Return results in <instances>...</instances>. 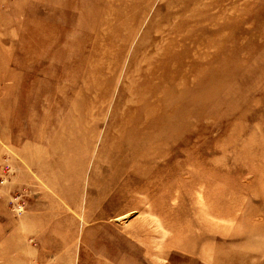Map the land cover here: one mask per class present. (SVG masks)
Masks as SVG:
<instances>
[{
  "label": "rangeland",
  "instance_id": "rangeland-1",
  "mask_svg": "<svg viewBox=\"0 0 264 264\" xmlns=\"http://www.w3.org/2000/svg\"><path fill=\"white\" fill-rule=\"evenodd\" d=\"M0 264H264V0H0Z\"/></svg>",
  "mask_w": 264,
  "mask_h": 264
},
{
  "label": "bare ground",
  "instance_id": "bare-ground-1",
  "mask_svg": "<svg viewBox=\"0 0 264 264\" xmlns=\"http://www.w3.org/2000/svg\"><path fill=\"white\" fill-rule=\"evenodd\" d=\"M126 163L128 164V163H133V162L127 160ZM110 173H111V172H110ZM148 173H149V172H146V171L143 172V178L145 177V180H146V178H147ZM117 177H118V176L115 174V175H113V176L111 177V180L117 179Z\"/></svg>",
  "mask_w": 264,
  "mask_h": 264
}]
</instances>
